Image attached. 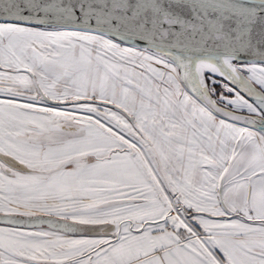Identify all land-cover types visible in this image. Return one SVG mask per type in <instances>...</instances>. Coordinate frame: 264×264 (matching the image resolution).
I'll return each mask as SVG.
<instances>
[{
    "label": "snow or ice",
    "instance_id": "1",
    "mask_svg": "<svg viewBox=\"0 0 264 264\" xmlns=\"http://www.w3.org/2000/svg\"><path fill=\"white\" fill-rule=\"evenodd\" d=\"M0 264H264V0H0Z\"/></svg>",
    "mask_w": 264,
    "mask_h": 264
}]
</instances>
